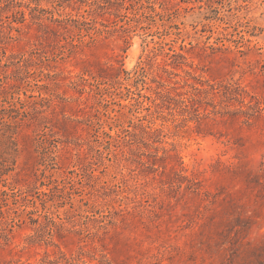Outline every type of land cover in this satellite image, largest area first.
Instances as JSON below:
<instances>
[{
  "label": "rangeland",
  "instance_id": "rangeland-1",
  "mask_svg": "<svg viewBox=\"0 0 264 264\" xmlns=\"http://www.w3.org/2000/svg\"><path fill=\"white\" fill-rule=\"evenodd\" d=\"M0 264H264V0H0Z\"/></svg>",
  "mask_w": 264,
  "mask_h": 264
}]
</instances>
